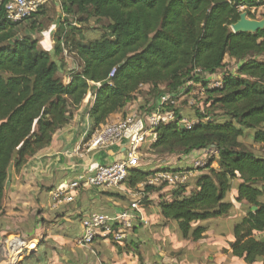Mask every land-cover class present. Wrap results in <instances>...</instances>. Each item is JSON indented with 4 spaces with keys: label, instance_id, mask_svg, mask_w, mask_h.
Segmentation results:
<instances>
[{
    "label": "trees",
    "instance_id": "16d2710c",
    "mask_svg": "<svg viewBox=\"0 0 264 264\" xmlns=\"http://www.w3.org/2000/svg\"><path fill=\"white\" fill-rule=\"evenodd\" d=\"M58 6L66 19L57 29L52 54L17 30L22 23L0 22V211L12 168L21 170L50 147L88 98L92 84L90 118L96 132L134 103L142 86L149 87L148 104L162 93H176L196 68L209 74L226 70L230 58L236 67L225 75L222 89L208 90L202 102L205 114L196 108L178 111L190 118L214 117V123L192 131L174 123L160 125L151 136L155 155L213 148L217 157L185 186L147 190L166 192L162 197L170 200L159 205L162 217L177 223L183 239L199 242L208 230L200 223L234 209L226 199L238 182L235 201L247 205V216L234 227L232 256L264 264V155L254 150L258 146L264 152V29L232 30L246 12L241 9L257 7V0H55L34 18H50L48 10ZM93 21L107 22L102 33L84 29ZM65 50L82 62L80 71L67 70L60 59ZM246 138L252 145L245 144ZM154 173L134 169L128 181L134 187ZM27 251V257L34 253Z\"/></svg>",
    "mask_w": 264,
    "mask_h": 264
},
{
    "label": "crops",
    "instance_id": "0c3cea01",
    "mask_svg": "<svg viewBox=\"0 0 264 264\" xmlns=\"http://www.w3.org/2000/svg\"><path fill=\"white\" fill-rule=\"evenodd\" d=\"M261 12L264 15V9ZM55 30L56 26L43 29L39 33L41 40H37L50 38L54 50L52 35ZM226 62L236 64L230 58ZM92 85L94 88L88 98L71 123L56 133L50 147L21 170L12 168L0 211V247L4 246L2 240L5 236L20 235L28 244L18 242L16 246L34 249V253L20 264H246L234 258L231 251V243L235 240L234 227L247 216V205L235 201L237 191L232 201L234 209L229 215L199 224L208 228L205 239L199 242L183 239L177 223L162 217L159 205L170 200L162 197L166 192L148 191L142 183L133 187L127 181L119 190H79L75 193L74 203L54 207L52 191L64 188L79 175L95 173L101 165L125 158L124 145L99 151L87 147L88 138L95 133L93 122L88 118L95 101L96 86ZM142 101L138 97L123 112L113 116L111 123L139 112L137 104ZM200 174L198 172L196 177ZM141 196L147 207L144 206L147 225L137 222L123 243L96 240L89 246L79 244L84 216L92 213L114 216L128 210ZM0 264H7L6 257L5 261L0 260Z\"/></svg>",
    "mask_w": 264,
    "mask_h": 264
},
{
    "label": "built area",
    "instance_id": "2783aa9c",
    "mask_svg": "<svg viewBox=\"0 0 264 264\" xmlns=\"http://www.w3.org/2000/svg\"><path fill=\"white\" fill-rule=\"evenodd\" d=\"M51 0H0V22L7 21L12 24L25 23L37 16ZM257 7L242 8L245 13L258 17L264 9V0H257ZM249 16V15H248ZM67 53V51H64ZM117 69L110 74L113 79ZM226 69L217 74H209L199 68L194 69L191 77L176 93H162L144 110L127 116L125 119L109 123L96 131L88 138L87 147L92 151H99L110 147L124 145L125 158L113 164L101 165L93 174H82L67 183L64 188L51 192L54 207L62 204H72L76 201L75 193L79 190L92 188L119 190L129 180L130 172L139 169L143 159V149L153 143L151 136L160 125L177 124L182 130L192 131L205 123H214L213 117L190 118L179 116L178 111L182 101L188 102V107L198 109L204 113L202 102L207 97L208 90L222 89L227 72ZM148 86H142L143 88ZM90 118V115H88ZM202 151L199 155L202 156ZM205 160L199 159L192 169L181 171H159L149 177L142 186L160 187L185 186L196 178L200 169L206 167L210 161L217 157V151L209 148ZM144 197H138L131 203L128 210L108 216L100 213L86 215L81 220L83 236L79 241L82 246H89L96 240H110L114 243H123L127 234L133 231L137 222L147 225L148 219L144 213ZM7 264H20L29 254L27 246L18 245V242L28 244L20 235H8L3 238ZM19 243V244H20Z\"/></svg>",
    "mask_w": 264,
    "mask_h": 264
},
{
    "label": "rangeland",
    "instance_id": "374dc122",
    "mask_svg": "<svg viewBox=\"0 0 264 264\" xmlns=\"http://www.w3.org/2000/svg\"><path fill=\"white\" fill-rule=\"evenodd\" d=\"M48 11H49L48 16L50 18H46V19H42V20L39 17L36 19L33 18V19H31L25 23H22L21 26H19L17 28V30L21 34L25 33L27 35H31L32 38H34V39L41 40L39 38V33L42 32L41 28L47 29L51 25H54V26H56V30L53 33L52 37L54 39V47H55V39H56V35H57L56 34L57 29H58L61 22H63V24L65 23L66 18H64V20L61 19L62 14H61L60 6H58L57 9H55V7H51V10H48ZM56 13H57V15H56ZM262 17H263V14L261 12L260 15L258 16L259 19H257V20H260V21L263 20ZM68 22L73 23L71 20H68ZM105 24H107V22H105ZM105 24L104 23L98 24V23L93 21L89 25H86L83 27H84V29H89V27H90V29H95L96 31H98L96 33L100 34V33H102V26H104ZM91 35H94V34L91 33ZM39 48L41 50H44V51L49 52L51 54L53 53L50 38L45 37L42 41H40L39 42ZM60 59H62L64 61V63L67 66L68 71H70V69H73V68H80V65L82 64V62L76 57V55L73 52H70L69 50H67V53L64 52L63 55L60 56ZM227 67L230 70H234L236 67V64L228 63ZM66 78L67 77H65V76L63 77L64 80ZM148 94H149V90L147 87L143 88L139 92L138 97H141L143 99V101L140 104H137V109L139 112H144V110L148 107V105L152 103L153 98H150L148 100V104H147V102L145 103V98L147 96L149 97ZM142 106H143V108H142ZM181 107L183 109H187L188 111L191 110L188 107L187 101H182ZM217 120L220 121L221 119H217ZM244 142L248 146L252 145V141L249 138L244 139ZM254 150L258 155H264V152L258 146H255ZM143 154H144L143 159H142L143 161H142L139 169H143L145 171L155 170L156 172L165 171L167 168L180 169V170L181 169L182 170L192 169L194 167V163L196 161H198L199 159L205 160V158H206V151L205 150L202 152V156L199 155L198 151H194V152H191V153H189L187 155H183V156L168 155V154H166V155H155L150 151L149 146L144 147ZM213 167L217 168V164H214ZM237 186H238V182H234L233 190L227 196V199H226L227 202L234 201L233 198H234V195L236 194ZM144 206H145V208H147L145 204H144ZM0 255H1L0 260L5 261L4 255H6V254H5V247L4 246L0 247Z\"/></svg>",
    "mask_w": 264,
    "mask_h": 264
},
{
    "label": "water",
    "instance_id": "95a60500",
    "mask_svg": "<svg viewBox=\"0 0 264 264\" xmlns=\"http://www.w3.org/2000/svg\"><path fill=\"white\" fill-rule=\"evenodd\" d=\"M264 29V20H252L247 13L241 15L240 21L232 26L235 34L238 33H258ZM23 261H21L22 263Z\"/></svg>",
    "mask_w": 264,
    "mask_h": 264
}]
</instances>
